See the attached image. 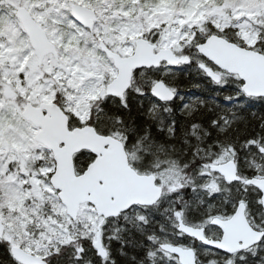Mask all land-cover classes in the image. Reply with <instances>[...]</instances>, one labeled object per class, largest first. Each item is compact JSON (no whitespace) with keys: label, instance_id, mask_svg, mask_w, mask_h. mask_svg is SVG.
I'll return each instance as SVG.
<instances>
[{"label":"snow or ice","instance_id":"1","mask_svg":"<svg viewBox=\"0 0 264 264\" xmlns=\"http://www.w3.org/2000/svg\"><path fill=\"white\" fill-rule=\"evenodd\" d=\"M0 264H264V0H0Z\"/></svg>","mask_w":264,"mask_h":264}]
</instances>
